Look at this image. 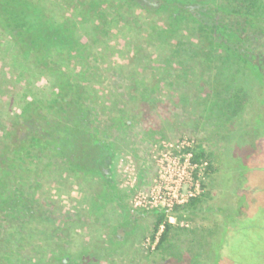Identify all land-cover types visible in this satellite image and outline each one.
Wrapping results in <instances>:
<instances>
[{"label":"trees","instance_id":"1","mask_svg":"<svg viewBox=\"0 0 264 264\" xmlns=\"http://www.w3.org/2000/svg\"><path fill=\"white\" fill-rule=\"evenodd\" d=\"M52 1L0 0V28L14 43L17 62L31 68L38 86L52 81L46 94L30 87L36 94L23 110L8 122L0 120V264L124 260L125 223L90 245L104 221L93 209L85 219L49 205L44 179L57 173L92 190L99 185L92 202L104 210L105 198L118 191L121 142L136 137L143 123L144 140L156 142L149 124L159 126L161 105L173 102L180 110L189 105L192 116L218 134L229 130L261 82L264 44L248 35L264 34V0H57L63 9L57 15ZM86 24L90 29L83 32ZM122 31L127 43L120 66L113 38ZM142 73L152 78L147 89L138 79ZM114 78V88L106 85ZM3 95L0 83V103ZM164 113L169 118L162 130L176 126L179 116ZM192 161H208L206 174H212V156L201 143ZM149 182L145 170L138 187L145 190ZM203 189L170 212L143 211L155 217L153 236L164 226L154 253L165 256L164 264H184L185 255L171 244L176 227L169 216L181 220L183 213L195 212L207 199L205 184ZM217 245L186 264H213Z\"/></svg>","mask_w":264,"mask_h":264},{"label":"rangeland","instance_id":"2","mask_svg":"<svg viewBox=\"0 0 264 264\" xmlns=\"http://www.w3.org/2000/svg\"><path fill=\"white\" fill-rule=\"evenodd\" d=\"M52 2L54 13L56 15L63 14V9H59L61 3L57 0ZM72 14L77 17L78 11L76 10ZM141 15L146 17L145 13ZM145 21L147 19L144 18L142 22L145 23ZM89 25H83L82 31L86 32ZM253 33L251 31L248 35L249 40L254 41L255 36H259L257 37L258 43L264 44V34ZM125 38V31L113 38V44L119 49L118 52L115 51V59L120 66L125 53L123 48L127 43ZM4 41L11 40L0 28V47ZM260 50L264 61V47ZM152 51L155 55L158 53L156 48H153ZM13 57L12 59L10 54L0 48V83L4 91L0 103V120L2 122H8L19 114L29 100L35 96L36 93L29 90L30 87L35 89L39 87L46 94L50 92L52 85V81L48 80L44 85L38 86L31 68L25 64L19 65V62V64L14 63L17 61L15 54ZM138 77L142 89H147L152 80L151 76L142 73ZM33 81L36 84L32 83ZM260 81L252 88L251 100L243 107L242 114L235 119L232 126H229V130L221 134H218L217 129H212L205 120L200 119L199 121L194 118L189 105L182 106L181 110L175 108L173 102L168 107L161 105L159 108L161 116L156 117L159 126L157 127L154 123L149 124L156 129L154 136L156 142L149 143L140 134V127L143 128L144 123L136 129V132L139 133L136 137L129 136L121 142L115 173L118 191L105 198L104 210L97 209L98 205L92 202L94 192L99 190L97 188L99 185L92 190L87 185H82L78 181L62 177L57 173H52L44 179L43 195L45 200L49 205L54 204L63 213L73 217H91L93 209L98 219L104 221L105 228L96 229V233L90 237L91 239L89 238L90 245H93L97 240L101 242L102 238L117 229L119 224L125 223L127 238L121 247L125 251L124 260L115 258L108 260L106 264H164L165 256L160 253L154 254L155 251L150 250L146 245V239L152 237L155 217L143 214V211L148 209L136 208L132 200L136 193L151 189L158 172L157 162L170 150V145L177 143L183 137H190L195 140L196 144L201 143L206 152L212 156L214 168L212 174L208 176L206 171L209 162L205 161L207 166L204 169L202 183L207 187L205 190L207 199L196 208L195 212L187 215L183 213L184 216L181 220L176 219L174 223L176 228L172 231L171 244L174 248H180L185 255L184 264L191 257H206L209 245L212 253V248L216 243L220 248V257L216 264H264V151L262 156L252 161L251 171H247L249 165L247 166L245 162L254 145L252 139L262 137L259 145L261 144V148L264 150V67H262ZM116 84V78L106 83L113 88ZM112 87L107 88V91L112 90ZM40 93L42 92L40 91ZM25 99L28 101H25L24 105ZM102 103L103 106L107 104L105 97L102 98ZM196 107L200 108L201 105L196 104ZM119 110L126 111L125 108ZM164 112H169L171 117L179 116L178 122L177 120L174 122L177 123L176 126L162 130L161 127L169 118L168 113ZM167 125L171 124L167 123ZM200 167L203 169L202 166ZM145 170L149 172L150 182L144 190L140 189L138 184L140 175ZM246 182L252 186L249 194L253 197L251 202V197L248 195L244 198L245 190L242 191L243 194H239V187ZM238 196L241 198L237 205L246 206L242 217L239 216V209H236L238 206H236L235 199ZM83 234L87 233L83 232ZM121 234L124 235L122 232ZM203 242H209V245H204ZM78 248L80 250V247H77L75 251H79ZM174 264H178V262Z\"/></svg>","mask_w":264,"mask_h":264},{"label":"built area","instance_id":"3","mask_svg":"<svg viewBox=\"0 0 264 264\" xmlns=\"http://www.w3.org/2000/svg\"><path fill=\"white\" fill-rule=\"evenodd\" d=\"M195 145V140L190 137H183L170 145V150L157 162L158 172L151 189L134 195L132 202L136 208L170 212L176 206L184 205L203 193L202 178L207 162L193 163ZM169 222L174 224L176 218L169 216ZM163 229L164 226H161L155 236L146 239L150 250H156Z\"/></svg>","mask_w":264,"mask_h":264},{"label":"flooded vegetation","instance_id":"4","mask_svg":"<svg viewBox=\"0 0 264 264\" xmlns=\"http://www.w3.org/2000/svg\"><path fill=\"white\" fill-rule=\"evenodd\" d=\"M260 124V122L258 123V125ZM256 137V136H255ZM257 140H258V142H257ZM260 140H262V137L261 138H259V137H256V138H254V139H252V143L254 144L253 146H252V148H251V151L248 153V155H247V157H246V160H245V162H246V164H247V166H248V170L247 171H251V165L253 166V164H251L252 163V161H254V160H256V159H258L260 156H262L263 155V151L264 150H262V145L260 144L259 145V141ZM248 173V172H247ZM251 188H252V186H250L249 185V183H244L243 185H241L240 187H239V190H240V192H239V194H243V190H245L246 191V195H244L245 197L244 198H246V196L248 195V197H251V195L249 196V194H250V191H251ZM242 189V190H241ZM248 197H247V200H248ZM241 198V197H240ZM239 196L235 199V202H236V206H238L237 205V202L239 201ZM253 200V197H251V200H250V202ZM245 208H246V206L245 205H242L241 204V206L239 205L238 206V208H236V209H239L238 210V212H239V216H241L242 217V215L244 216V210H245Z\"/></svg>","mask_w":264,"mask_h":264},{"label":"crops","instance_id":"5","mask_svg":"<svg viewBox=\"0 0 264 264\" xmlns=\"http://www.w3.org/2000/svg\"><path fill=\"white\" fill-rule=\"evenodd\" d=\"M90 26L91 25H89V29H90ZM88 29V30H89ZM87 30V31H88ZM86 31V32H87ZM2 50H4V51H6V53L7 54H10V56H11V58L13 59L14 57V54H13V50H14V43L12 42V41H9V42H7V41H4L3 43H2V46L0 47ZM14 63H18L17 61H15ZM19 64V63H18ZM19 65H21V63L19 64ZM22 69H24V68H22ZM24 70H26V69H24ZM25 101H28V100H24L23 101V103H24V105H25ZM25 107V106H24ZM23 107V108H24ZM23 110V109H22Z\"/></svg>","mask_w":264,"mask_h":264},{"label":"water","instance_id":"6","mask_svg":"<svg viewBox=\"0 0 264 264\" xmlns=\"http://www.w3.org/2000/svg\"><path fill=\"white\" fill-rule=\"evenodd\" d=\"M219 245H217V248H216V256L214 257L215 259H214V264H216L217 262H218V260H219V257H220V255H219Z\"/></svg>","mask_w":264,"mask_h":264}]
</instances>
